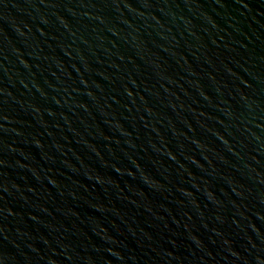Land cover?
Segmentation results:
<instances>
[{
	"label": "water",
	"instance_id": "obj_1",
	"mask_svg": "<svg viewBox=\"0 0 264 264\" xmlns=\"http://www.w3.org/2000/svg\"><path fill=\"white\" fill-rule=\"evenodd\" d=\"M0 264H264V0H0Z\"/></svg>",
	"mask_w": 264,
	"mask_h": 264
}]
</instances>
